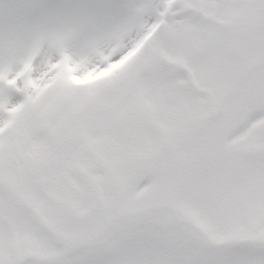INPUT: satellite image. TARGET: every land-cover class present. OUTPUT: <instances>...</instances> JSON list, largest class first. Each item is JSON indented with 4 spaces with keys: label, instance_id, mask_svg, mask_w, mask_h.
Here are the masks:
<instances>
[{
    "label": "snow or ice",
    "instance_id": "6c2138e0",
    "mask_svg": "<svg viewBox=\"0 0 264 264\" xmlns=\"http://www.w3.org/2000/svg\"><path fill=\"white\" fill-rule=\"evenodd\" d=\"M0 264H264V0H0Z\"/></svg>",
    "mask_w": 264,
    "mask_h": 264
},
{
    "label": "rangeland",
    "instance_id": "374dc122",
    "mask_svg": "<svg viewBox=\"0 0 264 264\" xmlns=\"http://www.w3.org/2000/svg\"><path fill=\"white\" fill-rule=\"evenodd\" d=\"M187 94H188L187 92H185V93L183 94L185 99H187ZM176 100H177V97H176V96H173V97L166 98L164 102H165L166 104H172V103H175Z\"/></svg>",
    "mask_w": 264,
    "mask_h": 264
}]
</instances>
